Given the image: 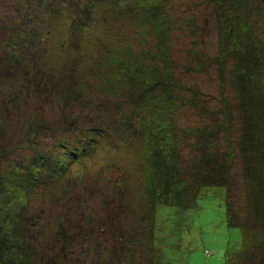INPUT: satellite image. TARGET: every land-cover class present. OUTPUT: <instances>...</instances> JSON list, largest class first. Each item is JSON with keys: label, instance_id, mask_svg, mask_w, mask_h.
Segmentation results:
<instances>
[{"label": "rangeland", "instance_id": "rangeland-1", "mask_svg": "<svg viewBox=\"0 0 264 264\" xmlns=\"http://www.w3.org/2000/svg\"><path fill=\"white\" fill-rule=\"evenodd\" d=\"M116 1L0 0V28L6 25L12 31L20 27L44 41L42 60L26 56L21 77L0 94L1 145L8 147L2 155H9L4 160L1 155L0 172L16 162L26 169L33 158L44 155L50 158L48 168H55L60 140L80 143L90 129L106 127L109 121L118 124L120 113L137 119L130 110V92L143 87L116 82V71L143 56L144 61L137 62L147 76L156 67L162 71L165 61L161 60L157 33L150 22L143 24L146 17L135 8L137 2ZM219 4L227 16L223 30H234L228 49L256 54V40L247 31L252 26L264 56V0H219ZM161 7L168 20L164 57L170 59L172 89L178 96L177 108L170 114L178 126L175 151L190 168V159L196 155L194 144L201 136H188L186 130L218 131L224 126L216 141L225 151L229 129L232 127L235 137L243 132L245 93L228 74L221 77L218 73L215 57L224 47L215 0H162ZM124 12L132 16L125 18ZM239 14L246 22L238 23ZM197 38L203 40L198 50L205 52V63L196 60L194 51L188 54L191 40ZM3 43L9 45V40L0 38V45ZM147 51L158 59L146 58ZM235 63L229 59L228 73ZM257 71L262 87L264 63ZM46 76L52 83L45 82ZM71 89L78 90L77 97L69 95ZM263 92L262 88L253 95L252 107H262ZM226 110L234 112L232 125H226ZM146 127L139 128L140 133ZM38 131L46 138L37 141ZM257 140H264V133ZM99 143L89 158L72 163L68 177H56L44 166L43 184L29 191L24 201L0 194V226L11 222L6 220V212L19 219L15 232L20 239L7 247L12 259H22L24 264H224L228 248L242 240L241 230L228 226L224 204L200 200L193 208L187 203L181 209L154 207L155 202L146 199L151 173L138 143L117 150L115 144ZM13 147L18 151L10 154L8 149ZM235 160L232 172L238 182L232 199L244 217L249 194L244 186V165L240 158ZM184 179L190 181L188 175ZM243 258L246 264H264L249 261L248 253ZM0 264L16 262L5 260L0 251Z\"/></svg>", "mask_w": 264, "mask_h": 264}, {"label": "trees", "instance_id": "trees-1", "mask_svg": "<svg viewBox=\"0 0 264 264\" xmlns=\"http://www.w3.org/2000/svg\"><path fill=\"white\" fill-rule=\"evenodd\" d=\"M135 1L137 2L134 4L135 8L138 7L139 10H142L143 15L146 17L143 24L147 25L150 22L151 27L156 31L161 44L158 45L162 51L160 54L162 56L161 60L164 58L163 61H165L164 67L161 68L162 71L156 67L153 70L151 69L147 76L144 75L142 64L137 62V60L144 61L143 56L126 62V65L120 67V71L118 69L116 71L114 77L116 82H129L133 85L138 83L140 87H143L142 90H134V88L133 92H130L132 102L130 110L133 111V116L137 119L133 120L131 118L134 117H126L120 113L116 121L118 124L113 125L112 121H109L106 127L92 128L89 130V136L84 141H79L80 143H74L75 139L72 142L70 138H68L69 140H60V155L54 160V162L56 161L55 168L52 166L50 169L48 168L47 164L50 158L46 155L33 158L27 164L26 169L22 168L20 162H16L11 169L0 172V194L22 202L29 191L35 190L36 187L43 184L42 176L44 172L42 170L44 166H47L50 173L53 171L56 177L65 178L71 174H67V171L73 166L72 163H82L85 156L89 158L93 151L100 146L99 142L102 145L108 142V144H115V150L120 149L122 146L127 148L138 143L140 149L143 150L146 170L151 173L149 175L151 189H148L146 199L155 202L154 207L161 204L162 206L181 209L189 204L187 206L193 208L192 206L197 205L200 200L224 204L228 226L240 229L242 232L241 243L238 246L229 247L226 251L224 264H246L243 261L246 253L250 257L249 261L261 260L264 263V140H257V135L264 133V104L260 103L261 108L259 104H253L255 108L252 107V103H254L253 95L261 91L262 88L264 90V86L261 87L259 83L260 75L257 71V68L264 63V56L260 54L262 46L259 45L261 44L260 39L253 34L251 26L247 31L256 40L254 45L256 54L231 52L228 45L232 42L231 36L234 35V30H223L222 21L227 19V16L222 6H220L219 0H215L220 9L217 14L220 20L221 47H224L219 55L215 57V63L218 64L220 76L225 77L228 74L232 82L241 86L242 94L245 93L244 103H242L245 124L242 127V134H238V137L233 135L232 127L229 129V144L225 151L218 146L216 141L219 131L225 128L224 126H220L218 131L217 129L209 130L208 128H188V131L186 130L189 133L188 136H201V139L194 144L195 147L193 146L196 155L194 154L190 159V168H188V163L183 161L175 151L176 140H178V126L176 119L170 114L177 108L178 96L172 89L174 77L169 72L170 59L167 60L164 57L166 32L168 30V26L164 25L167 24L168 20L161 7L162 0ZM116 2L119 3L120 0ZM124 2L125 0L122 1V3ZM127 2L130 3L131 0ZM124 13L125 18L132 16L131 13ZM136 14L133 13V15ZM238 16V23L243 22L244 20L241 19L240 14ZM227 23L229 22L227 21ZM19 28L17 27L12 31H8L6 25H2L0 28V38L3 41L9 40V45H5V43L0 45V94L2 95L4 90L7 89L5 87L7 86L9 90V87L14 84V80L20 76L21 71H24L22 69L24 68L26 56H32L38 61L43 58L44 51L41 49V45L44 44V41L38 38L40 36L37 33H29ZM20 31L27 34L20 36ZM199 41L203 40L201 38L191 40L188 54L190 55L194 51L196 60L205 63L207 57H205V52L198 50ZM239 43L252 47V44L248 42L244 44L241 41ZM145 54L146 58L150 57L154 61L158 59L157 55L150 54L148 51ZM256 55L258 58H256ZM230 58H233L236 63L231 69V73H228L226 66ZM25 65L27 64L25 63ZM200 67L204 68L203 65H200ZM127 75H130V77H127ZM46 77L45 82L52 83V78ZM53 85L55 86V83ZM74 93L77 97L78 90L76 92L71 89L69 95ZM263 93H261V96L264 99ZM199 102L197 101L195 104H199ZM143 113L147 116V119L143 116ZM233 115V111L226 110V125H232ZM2 118L1 115L0 126H2ZM144 126H147V130L142 134L139 128ZM47 129L50 130V127ZM40 131L36 132L37 141L46 138L45 134L39 133ZM1 137L0 135V157L3 154L2 151L6 152L5 149L8 148L2 147ZM236 147L238 148L237 152ZM22 148L24 147H20V149ZM9 151L10 154H13L18 149L13 147V149L9 148ZM238 155L240 157H237ZM4 156L2 155L3 160L8 158L9 155ZM236 158H240L241 163L244 165L242 171L244 172V186L249 194L247 206L244 207V217L240 213L241 207H237L232 199L234 197L232 193L238 182L234 177V172H232ZM184 175H188L190 181L185 180ZM149 190H152V194ZM151 201L149 202L151 203ZM18 208L20 213L21 207ZM5 215L6 220H11V222H8L6 226H0L1 257L3 256L5 260L8 258L10 262H16V264H24L22 259H12L9 254L10 251L7 250V247L11 244L16 245L20 239L15 232L19 223L18 216L15 217L8 212ZM257 240H259L258 243H256Z\"/></svg>", "mask_w": 264, "mask_h": 264}]
</instances>
